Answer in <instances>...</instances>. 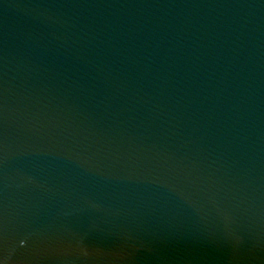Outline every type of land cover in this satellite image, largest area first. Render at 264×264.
I'll return each instance as SVG.
<instances>
[{
  "label": "water",
  "instance_id": "obj_1",
  "mask_svg": "<svg viewBox=\"0 0 264 264\" xmlns=\"http://www.w3.org/2000/svg\"><path fill=\"white\" fill-rule=\"evenodd\" d=\"M0 264H264V0H0Z\"/></svg>",
  "mask_w": 264,
  "mask_h": 264
}]
</instances>
